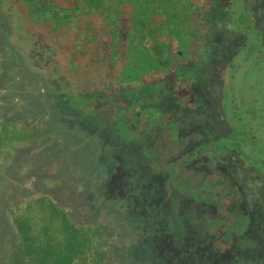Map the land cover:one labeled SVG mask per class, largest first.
<instances>
[{"label": "rangeland", "instance_id": "374dc122", "mask_svg": "<svg viewBox=\"0 0 264 264\" xmlns=\"http://www.w3.org/2000/svg\"><path fill=\"white\" fill-rule=\"evenodd\" d=\"M29 9L0 0V264H29L17 216L41 239L57 228L39 198L63 211L87 242L72 264H260L262 243L254 228L248 242L233 237L231 210L198 193L199 171L210 191H216L210 181L218 175L224 183L218 196L232 190L236 161L228 166L205 147L198 162L170 177L172 160L226 131L209 66L196 84L202 104L191 109L190 101V109L175 111L172 140L169 128L157 131L143 110L174 109L169 88L157 83L153 91L149 81L124 85L117 64H69L65 45L57 47ZM243 79L249 85L253 76L245 71ZM134 104L139 109L126 111ZM242 196H234L238 208Z\"/></svg>", "mask_w": 264, "mask_h": 264}, {"label": "flooded vegetation", "instance_id": "af4514ba", "mask_svg": "<svg viewBox=\"0 0 264 264\" xmlns=\"http://www.w3.org/2000/svg\"><path fill=\"white\" fill-rule=\"evenodd\" d=\"M18 1L30 6V19L49 30L57 47L65 45L69 64H117L121 68L116 77L124 85L149 81L153 91L157 83L169 88L177 105L174 109L150 105L143 109L144 117L159 128L178 129L160 113H171L174 120L175 111L190 109V96L191 109L202 104L196 84L199 87L203 80L202 67L209 66L227 127L217 139L202 143L189 165L198 162L205 147L224 156L228 166L237 162L232 190L218 196L224 184L218 175L210 181L217 189L210 191L203 186L206 174L199 171L198 193L210 201L222 200L224 208L231 210L227 221L233 237L248 242L249 229L254 228L262 243L258 258L264 264V0ZM130 66L132 72L126 73L124 67ZM245 71L253 76L249 85L243 79ZM132 101L138 103L137 98ZM138 104L126 111L134 112ZM239 193L242 208L235 204ZM245 204L249 206L242 211ZM213 224L218 222L214 219Z\"/></svg>", "mask_w": 264, "mask_h": 264}, {"label": "trees", "instance_id": "16d2710c", "mask_svg": "<svg viewBox=\"0 0 264 264\" xmlns=\"http://www.w3.org/2000/svg\"><path fill=\"white\" fill-rule=\"evenodd\" d=\"M132 67L130 66L129 68ZM187 90L189 92V89ZM188 100L192 101L193 98L190 96ZM111 108L113 107L111 106ZM85 110L87 111L89 108ZM156 114L158 113L156 112ZM163 115L164 117H168L169 123L172 124V114L164 113ZM160 129L159 127L156 128L157 131ZM177 132L178 129H170L172 140L176 137ZM179 148L180 145L176 144L173 151ZM197 149L194 148L188 151L181 159L177 158L172 160L173 163L170 166L171 179L179 176L176 174L180 173L179 171L183 165L193 161ZM172 184L173 182L170 183V187H175ZM38 201L41 205H48L50 218L55 220V224L57 225L54 232L57 231V233L55 234L53 230H50L47 237L41 239L39 236L33 234L31 224L25 218L17 216L14 223L20 234L22 255L26 260L28 259L29 264H72L76 258L84 253L87 242L80 237L78 230L68 222L63 211L56 208L51 202L45 201L43 198H39Z\"/></svg>", "mask_w": 264, "mask_h": 264}]
</instances>
